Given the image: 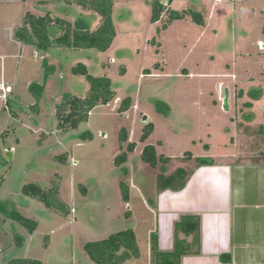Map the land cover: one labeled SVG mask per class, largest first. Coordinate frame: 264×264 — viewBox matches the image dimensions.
Here are the masks:
<instances>
[{"label":"rangeland","instance_id":"1","mask_svg":"<svg viewBox=\"0 0 264 264\" xmlns=\"http://www.w3.org/2000/svg\"><path fill=\"white\" fill-rule=\"evenodd\" d=\"M114 1L117 36L110 49L62 51L67 56L61 61L57 50L40 53L14 39L25 15L50 14L73 23L90 19L91 29L99 25L98 16L64 0L0 1V82L14 89L8 104L0 96V201L39 223L30 234L0 213V264L14 258L95 264L84 244L127 228L136 233L141 257L123 264H153L150 233L156 230V212L143 207L139 197L151 208L164 181L159 166L152 169L142 161L146 145L175 157L167 175L180 168L187 173L193 170L198 162L185 154L192 150V157L204 148L221 159L239 158L229 161L243 165L234 171V186L244 206L235 212L238 226L250 231L252 244L264 240V155H260L264 154V0H174L171 5L165 0L169 9L200 13L205 23L201 26L188 15L166 30L162 28L168 12L152 22L153 0ZM44 58L56 67L49 79L54 78L44 91L30 92L32 83L43 82ZM77 63L86 64L95 76L110 78L118 97L95 108L78 130L65 133L57 129V104L65 93L84 97L89 90L85 78L72 73ZM147 69L150 75H145ZM225 88L230 91L229 112L223 109ZM127 97L132 98V106L120 113ZM144 116L157 125L145 143L140 140ZM207 128H214V135L199 145ZM122 129L137 150L117 167L115 158L126 150V145L120 149ZM192 139L197 141L196 149ZM62 154L68 155L66 162L57 160ZM121 181L134 192L129 206L122 199ZM30 183L45 190L57 184L69 216L25 196L22 188Z\"/></svg>","mask_w":264,"mask_h":264},{"label":"trees","instance_id":"2","mask_svg":"<svg viewBox=\"0 0 264 264\" xmlns=\"http://www.w3.org/2000/svg\"><path fill=\"white\" fill-rule=\"evenodd\" d=\"M39 2H49L55 0H38ZM68 4L80 7L84 11L93 13L98 16L100 23L96 29H91L90 24L82 18L74 23L64 18L52 17L50 14L45 16H35L31 13L25 15L23 26L15 30L14 38L20 43L33 47L37 52L46 53L54 50L76 52L78 50L97 51L99 53L107 52L114 39L117 36V30L113 19L115 8L114 0H64ZM165 0H153L152 22H159L163 14L168 12V21L163 25L166 30L174 21L183 20L186 16H191L193 21L204 26V18L200 13L178 12L165 6ZM170 5L174 0H169ZM56 28L57 30H54ZM59 29V31H58ZM60 32L53 36L54 32ZM42 68L45 70L44 79L41 85L32 83L29 86L30 92L37 88L44 91L50 75L54 74L56 67L50 65L47 59H43ZM145 75H150L149 69L145 70ZM72 73L75 76H82L89 84V90L84 97H78L71 93H65L62 100L56 107V119L58 122L57 129L61 132H72L88 122L91 112L99 106H108L118 97L113 81L108 77H98L90 73L89 68L84 63H77L72 67ZM251 105V104H248ZM132 106V98L127 97L122 100L119 112L125 113ZM154 124L148 123L144 126L140 140L145 142L154 132ZM260 133H263L261 128ZM120 149L126 145V150L118 155L114 164L121 167L127 163L129 154L136 149V143L129 141V134L126 129L120 131ZM260 155H264L261 153ZM192 157L191 153H187ZM68 155L62 154L57 157L60 162H66ZM142 161L152 169L160 167L162 176L161 180L164 185L161 190L172 189L182 190L187 183V173L184 169H178L171 175H166L168 165L171 159L165 155H159L156 147L146 145L141 155ZM213 165L209 159H199L198 166ZM121 194L123 201L128 204L131 199L130 186L121 181ZM85 191V189H84ZM25 196L34 198L43 203L48 209L57 211L63 216H69L70 209L60 198V190L57 184L45 190L38 183H30L22 188ZM0 213L7 219L20 224L30 234H33L39 227L35 220L24 216L15 206L0 201ZM126 217L130 218L131 213L127 212ZM192 237L188 242L186 238L182 239L181 235ZM48 239V238H47ZM153 264H183L187 256H196L201 254V218L199 216L184 215L175 224V243L172 251L163 252L159 248L158 235H151ZM3 250H0V256ZM84 251L95 264H123L127 259H139L141 250L138 245L137 236L132 228L120 230L111 234L105 239L90 241L84 244ZM221 260L231 263V255L221 256ZM7 264H44L41 260L32 258H14Z\"/></svg>","mask_w":264,"mask_h":264},{"label":"crops","instance_id":"3","mask_svg":"<svg viewBox=\"0 0 264 264\" xmlns=\"http://www.w3.org/2000/svg\"><path fill=\"white\" fill-rule=\"evenodd\" d=\"M86 15L89 18L92 17L87 13ZM87 22L92 23L93 21L89 19ZM57 51L59 60H64L67 53L59 50ZM39 54H37L38 60L41 58ZM51 64H55V62ZM52 78L54 77L49 79V83ZM16 80H18V78ZM8 100L11 101L12 99L10 100V98H8ZM9 101H7V104ZM230 108L231 105L229 111ZM148 123L151 122L149 121ZM153 124L155 132L157 130V125L154 122ZM208 127H210V125H208ZM213 130L214 128L206 129L204 133L205 137H199L198 139L199 145L204 146L206 144L205 140L211 139V136L213 137ZM129 141L131 142V140ZM193 141L194 139H192L191 142ZM196 142L195 140L192 143L194 146L193 149L196 146ZM163 145L164 142L158 146L162 147ZM136 150L137 146L135 151L130 153L129 156L134 154ZM156 150L159 155H163L159 153L157 148ZM205 150L206 149L203 148L202 153L196 152L195 156L193 155L191 159L195 158L197 162L199 159H209L213 161V165H197L187 175L188 181L182 190L159 189L155 199L152 200V202L150 201L151 208L147 206L148 202L142 195L139 197L141 202L145 204L143 207L146 206L148 210L150 209L156 212V230H153L150 235L157 233L158 244L161 251H172L175 243V224L184 215L199 216L201 218V254L185 257L183 264H264V240L261 241L259 239L257 245L252 244L250 240L253 239H249L250 231H248L244 225L239 228L238 219L237 216H235L237 209H243L244 206L243 203L240 202L242 196L239 194V190H236L234 186L236 180L234 171L235 168L238 170L243 165L229 162L231 158L232 160L234 158L239 159L235 155H225L221 159V157L218 158L215 156L212 150ZM142 152L143 150L141 151V155ZM187 153L188 152L185 154ZM189 153H191V155L192 153L194 154V150L189 151ZM167 157L170 159L175 158L172 156ZM217 159L221 161L215 162ZM234 164L235 166H233ZM145 165L147 166V164ZM132 193L134 194L131 189V199L130 202L126 204L128 206L132 203ZM181 238H186L188 242H191L193 239L192 237H185L183 234ZM227 255H231V263H226L221 260V256Z\"/></svg>","mask_w":264,"mask_h":264},{"label":"built area","instance_id":"4","mask_svg":"<svg viewBox=\"0 0 264 264\" xmlns=\"http://www.w3.org/2000/svg\"><path fill=\"white\" fill-rule=\"evenodd\" d=\"M13 92V87L5 82H0V96L5 100L7 103L8 95Z\"/></svg>","mask_w":264,"mask_h":264},{"label":"water","instance_id":"5","mask_svg":"<svg viewBox=\"0 0 264 264\" xmlns=\"http://www.w3.org/2000/svg\"><path fill=\"white\" fill-rule=\"evenodd\" d=\"M230 96H229V88H225L224 95H223V109L225 112L229 111L230 107ZM149 118L147 116H144L143 123L144 125L148 123Z\"/></svg>","mask_w":264,"mask_h":264}]
</instances>
